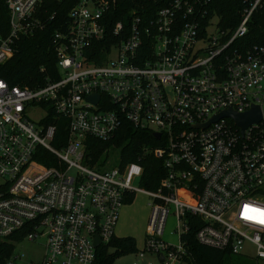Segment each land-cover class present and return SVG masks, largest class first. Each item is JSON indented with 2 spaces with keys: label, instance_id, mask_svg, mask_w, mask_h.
Returning <instances> with one entry per match:
<instances>
[{
  "label": "built area",
  "instance_id": "obj_1",
  "mask_svg": "<svg viewBox=\"0 0 264 264\" xmlns=\"http://www.w3.org/2000/svg\"><path fill=\"white\" fill-rule=\"evenodd\" d=\"M60 1L5 0L0 239L43 237L44 252L24 262L13 252L2 264H97V247L114 248L120 207L137 190L151 210L132 264L147 255L155 262L145 264H181L191 224L202 244L246 254L250 243L264 258V43H233L264 0H250L230 33L212 0H73L63 15ZM53 20L54 73L34 85L5 79L20 37ZM254 105L260 118L243 130L214 116ZM59 117L66 133L57 137ZM124 121L154 138L145 149L162 162L155 189L142 186L136 161L99 169L86 156L87 136L108 139ZM171 207L176 242L163 238Z\"/></svg>",
  "mask_w": 264,
  "mask_h": 264
},
{
  "label": "trees",
  "instance_id": "obj_2",
  "mask_svg": "<svg viewBox=\"0 0 264 264\" xmlns=\"http://www.w3.org/2000/svg\"><path fill=\"white\" fill-rule=\"evenodd\" d=\"M250 0H212V9L219 15V24L229 30L236 27L240 12ZM56 5L61 14L73 3V0H62ZM118 14H112V20ZM56 26L53 20L44 28L32 34L20 37L18 47L13 55L5 61L3 75L9 82L34 85L43 81L45 74H53L55 71V52L51 45V32ZM8 31V7L5 0H0V35ZM238 47L250 46L254 43H264V2L257 7L251 15L247 32L233 41ZM44 65V71L40 66ZM50 119V116L48 117ZM52 122V120H49ZM57 121V137L66 133L65 122L59 117ZM153 136L147 129L133 127L128 121H124L118 130L108 139H100L87 136L86 156H91V164L97 168H105L107 151L110 147L119 149L117 165L123 167L129 161H136L142 165L143 174L140 183L145 188L155 189L162 173L161 159L156 157L145 146L154 144ZM56 144V140L54 141ZM89 160L88 158H86ZM42 162H47L41 159ZM130 196L126 201H130ZM191 217H194L191 215ZM195 219V218H194ZM197 222V218H196ZM199 223V220H198ZM197 224H191L187 233L183 234L186 254L184 259L190 264H255L251 258L239 253H233L228 249L216 248L200 243L195 237ZM113 249L100 245L96 249L95 262L97 264H111L121 254L137 249L136 240L132 235L114 236L110 240ZM15 244L13 241L0 239V264L4 263L13 253Z\"/></svg>",
  "mask_w": 264,
  "mask_h": 264
},
{
  "label": "rangeland",
  "instance_id": "obj_3",
  "mask_svg": "<svg viewBox=\"0 0 264 264\" xmlns=\"http://www.w3.org/2000/svg\"><path fill=\"white\" fill-rule=\"evenodd\" d=\"M32 113L39 114L38 109H32ZM119 157V149L110 147L107 151V155L103 165L105 168L116 164ZM134 184H139L134 181ZM130 201H126L122 204L119 211L118 220L114 226V234L116 236L132 235L136 240V246L141 248L145 236L148 217L151 210V197L142 191H135ZM175 224V218L170 208V212L167 215L163 238L169 241L176 242L177 237L175 234L170 233ZM253 246L250 243H245L244 252L242 254L245 257L251 258L255 264H264V258H256L253 253ZM21 255L19 262L24 261H38L44 252V238L36 237L33 240L23 239L21 242L15 245L14 251ZM13 254V253H12ZM135 259L134 252H128L116 257L111 264H132ZM148 259L155 262L153 255H147L144 258L139 259L138 264H145ZM181 264H190L183 259Z\"/></svg>",
  "mask_w": 264,
  "mask_h": 264
},
{
  "label": "water",
  "instance_id": "obj_4",
  "mask_svg": "<svg viewBox=\"0 0 264 264\" xmlns=\"http://www.w3.org/2000/svg\"><path fill=\"white\" fill-rule=\"evenodd\" d=\"M219 115H230V116H232L235 119V121L237 122V124L240 126L241 130H243L248 123H250L252 121H256L260 118V109L258 108L257 105H254L252 108H250L249 110L244 111V112H236L231 108H227V109H224V110L220 111L219 113L215 114L214 116L216 117ZM155 135H158V133H156ZM98 242H99V239L96 238L95 243H98ZM159 260L160 261L163 260V254L159 255ZM160 264H162V263H160Z\"/></svg>",
  "mask_w": 264,
  "mask_h": 264
}]
</instances>
